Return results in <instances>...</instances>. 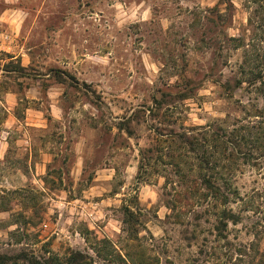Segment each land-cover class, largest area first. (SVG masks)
Segmentation results:
<instances>
[{"label":"rangeland","instance_id":"374dc122","mask_svg":"<svg viewBox=\"0 0 264 264\" xmlns=\"http://www.w3.org/2000/svg\"><path fill=\"white\" fill-rule=\"evenodd\" d=\"M72 250L264 259V0H0V253Z\"/></svg>","mask_w":264,"mask_h":264},{"label":"trees","instance_id":"16d2710c","mask_svg":"<svg viewBox=\"0 0 264 264\" xmlns=\"http://www.w3.org/2000/svg\"><path fill=\"white\" fill-rule=\"evenodd\" d=\"M10 58H13V56H10ZM4 71L7 73H15L18 77H25L26 76V67H24L21 63V59H13L9 63H7L4 67ZM163 98L165 100V97L168 93H162ZM170 94V93H169ZM188 92L182 91L179 92V95L181 98H187ZM161 101L157 100L156 103L161 106ZM171 138L169 139H175V140H181L183 143L188 142L191 146L194 145L195 141H197V137L195 135H184V136H175L174 133L171 135H168ZM180 137V138H179ZM205 165L208 164V161H205ZM210 178H215L214 180ZM217 177L212 175L209 178H204L203 182L200 184L202 185V189L205 188V196H211L212 198H219L224 203H227L229 201V195L222 191L221 187L217 184ZM196 182V181H195ZM229 188V187H228ZM189 192L191 194H194L197 190H200V187L198 184H194L192 188H188ZM187 196L189 193L186 194ZM129 211V210H128ZM130 212V211H129ZM222 221L226 220H232L235 222L237 219L236 215L232 213L231 211H228L226 209L222 212ZM92 259L79 251L72 250L64 259H61L57 254H51L48 257H44L43 260H39L36 256L28 254V252H21L20 254H1L0 253V264H92ZM253 264H264V259H259L258 261H255Z\"/></svg>","mask_w":264,"mask_h":264}]
</instances>
